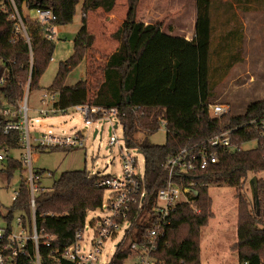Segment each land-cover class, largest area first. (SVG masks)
I'll list each match as a JSON object with an SVG mask.
<instances>
[{
    "label": "trees",
    "instance_id": "16d2710c",
    "mask_svg": "<svg viewBox=\"0 0 264 264\" xmlns=\"http://www.w3.org/2000/svg\"><path fill=\"white\" fill-rule=\"evenodd\" d=\"M79 3L81 0H0V151L10 154L21 148L20 131L6 133L5 125L20 121L27 84L29 89L39 88L40 76L52 60L55 48V40L46 36L49 25L22 17L23 6L51 9L56 15L54 24L65 25L73 21ZM82 3L83 26L75 39L74 53L60 62L49 89L59 92L55 103L59 109L90 104L126 110L121 119L124 142L127 147L137 148L145 158L150 205L166 183L162 164L168 156L218 132L236 128L232 134L233 147L216 149L218 161L195 173L198 183L204 185L195 187L197 194L192 201L178 203L169 216L155 250L157 264H201L202 228L214 215L209 185L223 183L236 188L238 197L237 241L231 249L237 251L240 264H264V181L258 179L253 210L247 208L241 194L249 176L264 171V99L251 103L243 114L211 115L209 104L216 98L210 68L212 0H196V34L190 41L165 32L161 23L145 24L138 20L140 0H127V16L113 34L119 45L102 66V78L93 91L88 64L85 78L71 86L65 80L87 59L96 41L88 28V13L97 10L111 13L117 0H82ZM17 11L25 30L16 18ZM236 20L238 24L224 34L223 49L237 31L238 38L243 37L242 22ZM162 120L166 122V141L153 143L149 136L161 128ZM250 141H256L257 146L244 148L243 144ZM16 171L21 173L22 180L19 194L5 213L0 202V221L10 231L14 212L20 210L22 226L30 232L34 217L28 180L23 177L25 167L19 158L11 156L0 169L8 179ZM44 171L36 170L40 175ZM97 182L98 178L91 177L87 169L65 171L50 190L39 192L35 200L39 249L36 251L33 240H28L24 252L13 255L11 249L4 248L7 239L0 240V253L7 258L6 264H35L37 253L41 264H74L64 257V251L84 229L88 213L102 206L106 189ZM38 184L42 185V181ZM128 255L129 251H118L110 264H126Z\"/></svg>",
    "mask_w": 264,
    "mask_h": 264
},
{
    "label": "rangeland",
    "instance_id": "374dc122",
    "mask_svg": "<svg viewBox=\"0 0 264 264\" xmlns=\"http://www.w3.org/2000/svg\"><path fill=\"white\" fill-rule=\"evenodd\" d=\"M151 2H154L155 8L160 11L154 12V16H159L164 20H175L177 14L182 13V6L185 5L187 11L196 6V0H140L137 9V19L148 18ZM239 5V13L243 16V37L238 38V31L226 41L227 48H221L224 45V34H227L237 20H228L224 24L218 20V15H228L234 11L228 8L224 10L222 3ZM81 3L77 5L73 21L65 25H56L55 48L52 54V60L49 62L43 74L40 76L39 88H32L28 91L26 104L28 106V128L31 141L33 137L42 136L51 132L54 135L73 136L78 130L83 134V146L63 149L55 148L49 150L34 149L33 168L45 170L42 175V186L49 187L53 185L62 172L71 170L87 169L93 173L100 172L101 175H111L121 177L122 175V155L120 146H124V137L122 125L119 124L115 134L119 137L118 144L109 147L110 125L103 121H96L94 126L85 125L84 116L74 108H69L63 112H49L44 115L41 109L49 110L52 103L49 99L42 101V93L48 90L54 82L60 62L68 59L74 53L75 39L83 26V10ZM213 14L215 22L213 24V39L211 47V82L213 84L216 98L214 103H225L230 106V113L233 115L243 114L247 107L261 99H264V0H212ZM24 14L22 17L34 19L35 9H28L23 6ZM22 8V9H23ZM127 0H117V5L111 13V17L102 10L91 11L87 15L88 28L90 33L95 36V43L87 59L83 60L78 67L72 70L66 77L65 84L68 86L76 84L79 80L85 78L87 64L90 66L92 74L89 76L92 91L95 90L97 82L102 78V66H104L108 56L113 53L119 42L113 38V34L118 30L127 16ZM27 15V16H25ZM19 12L16 18L21 20ZM188 16V14H187ZM150 17V16H149ZM156 20V17H151ZM222 18V17H221ZM223 29H226L225 31ZM241 41H240V40ZM103 127L102 131L101 128ZM96 129L98 134L94 136ZM166 128H161L149 136L153 143L164 144L166 141ZM256 141H250L243 144L244 148L256 147ZM132 153H138L135 149ZM23 149L12 150L11 156L21 158ZM139 168L144 170L145 159L141 153L137 154ZM6 161L0 160V169ZM52 175L49 176L48 174ZM256 176L259 181H264V171L258 172ZM23 177H28V172L23 173ZM253 177L250 175L246 184L242 187L241 194L249 210L254 209L253 196L251 194L249 181ZM259 182V183H260ZM22 183L21 173L16 171L8 179L7 175L0 172V202L2 203V212L5 213L12 205L14 196ZM110 191L106 190L104 195V204L107 203ZM209 196L212 198V210L214 215L210 218L207 227L204 230V236L216 238V244H213V250L208 248L202 254L201 264H240L238 253L230 249V244L237 239L238 223V197L237 189L223 184H210ZM184 198V197H183ZM23 212L15 210L12 221V233L16 236L22 233V228L18 224L17 218ZM107 209H99L88 213L86 221L87 227L84 232V241L87 251L92 246L95 228L91 222L95 219L96 225L101 218L107 215ZM3 222L0 221V224ZM124 237V231L121 230L117 236L110 238L103 244V254L100 256V263H108L115 254L116 246L120 244ZM205 237V238H207ZM212 239H209V242ZM204 242V237H203ZM204 242V247L206 246ZM131 238H127L123 245L128 246ZM135 258L130 257L127 261L133 262ZM137 259V258H136Z\"/></svg>",
    "mask_w": 264,
    "mask_h": 264
},
{
    "label": "built area",
    "instance_id": "2783aa9c",
    "mask_svg": "<svg viewBox=\"0 0 264 264\" xmlns=\"http://www.w3.org/2000/svg\"><path fill=\"white\" fill-rule=\"evenodd\" d=\"M35 12L36 16L34 19L42 24L49 25L46 33L47 38L55 40L56 31L54 27L56 25L54 22L56 21V15L54 12L51 9L40 8L35 9ZM19 25L22 30H25L22 18ZM29 90L28 83L26 88L27 94ZM27 94H25L21 103L20 121L18 123H8L4 128L6 133L10 130H19L21 133V149H23V153L19 160L25 167V171L28 172L27 180L34 217L32 231L30 232L26 228H23L21 217L17 218L18 224L22 228V233L18 236L12 233L13 228L8 231L3 223L0 224V240L7 239L4 248L11 249L13 255L24 252L23 247L28 240H33L36 251L39 249L40 235L35 224V200L39 192L50 190V186L45 187L38 184V181L42 180V175L37 174L33 168L34 149H72L83 146L84 142L82 138L83 134L78 130L73 136L54 135L49 132L42 136H35L33 137V141H31L28 128ZM41 97L42 101L49 99L52 103L51 109H41V113L44 115L49 112L65 113L69 109H59L55 106V103L59 99V92L57 90H45ZM70 108H74L84 116L85 125L88 127L94 126L96 121H103L104 124L108 123L110 125L109 147L119 143L120 139L115 134V130L119 124L122 125L121 119L126 115L124 108H104L90 104H79ZM209 108L212 116H221L230 112V106L225 103H212L209 104ZM4 113H7V110H4ZM255 121L256 119L250 122L254 123ZM165 123V120H162L163 126H165ZM102 129L103 127L101 131ZM235 130L236 128L223 130L203 142L191 144L180 149L174 155L168 156L162 164V171L166 175V183L159 189L156 201L152 205H150L147 198L145 168L143 171L139 168L137 154L141 152L137 148L127 147L124 142V146H120L123 151L121 177L101 175L100 172L93 173L89 171L91 177L95 176L98 178V186L111 192L107 203L104 204L103 200L102 206L97 209L106 208L107 215L101 218L98 225H96L95 219L91 222L92 227L95 228L92 246L87 251L83 249L86 246V243L83 244L84 232L87 227L86 221L84 229L76 234L75 242L65 249L64 257L74 264H101L100 256L103 254L104 242L110 238H114L123 230V240L116 246L115 254L106 264H110L114 260L113 258L118 251H129L128 258L125 259L126 264H157L155 250L164 226L169 223V216L178 203L192 201L191 198L196 191L195 187L204 185L203 183H198L195 173L206 169L210 164L218 161L216 149L233 147L232 134ZM96 131L97 135L99 129H96ZM132 149H135L138 153L130 152ZM10 157L11 154L0 151V160L7 161ZM48 175L51 176L52 174L49 173ZM18 194L19 191L16 192L13 200L17 198ZM46 237H49V235H46ZM51 238L54 239L55 237L51 236ZM127 238H131V243L125 246L123 243ZM46 243L48 244V241ZM130 257L135 258V261L128 262L127 260ZM6 261L7 258L0 253V264H6ZM35 264H41L38 253Z\"/></svg>",
    "mask_w": 264,
    "mask_h": 264
},
{
    "label": "crops",
    "instance_id": "0c3cea01",
    "mask_svg": "<svg viewBox=\"0 0 264 264\" xmlns=\"http://www.w3.org/2000/svg\"><path fill=\"white\" fill-rule=\"evenodd\" d=\"M152 1H154V0H152ZM148 6L150 7V10H148L149 11L148 12L149 13L148 18H145V19L141 18L140 21L144 22L145 24L161 23L162 29L169 34L183 37L189 41L194 39L195 34H196L195 33V27H196V21H197V6H195L194 8L189 10V12H188L187 11L188 9H186L185 5H183L182 6V13L177 14L175 16L177 19H175V20L160 19L161 13H159V16H154V12L160 11V9H158V7L155 8L156 6H155L154 2L150 1V4ZM238 7H239V5H237V4H232V6L222 5V8H224V10L228 11V8H229L230 11H234V12L229 13L228 15H224L225 13L222 15L220 14V15H218L219 16L218 20L223 24L225 22H228V20H232V19L236 20L237 18H239L242 21L243 16L239 13ZM23 11H24V8L22 9V13L24 14ZM111 13H107L109 15V17H111ZM187 14H188V16H187ZM25 16H27V15H25ZM151 17H156L155 18L156 20H153ZM211 20H212V30H213V24L215 22V15L213 14V6L211 7ZM223 30L225 31L226 29H223ZM212 39H213V31H212ZM205 227H207V226H205ZM205 227H203V229ZM237 228H238V223H237ZM203 229H202V236H201V257L205 251H208V248L212 249L213 244H216V241H217L216 238L213 239V238H209L207 236H204V230L205 229L204 230ZM203 237H204V242L207 240V242L205 243V245H206L205 247H204ZM205 237H207V238H205ZM209 239H212V240L209 242ZM236 241H237V239L229 245L230 249H231L232 244L235 243Z\"/></svg>",
    "mask_w": 264,
    "mask_h": 264
},
{
    "label": "water",
    "instance_id": "95a60500",
    "mask_svg": "<svg viewBox=\"0 0 264 264\" xmlns=\"http://www.w3.org/2000/svg\"><path fill=\"white\" fill-rule=\"evenodd\" d=\"M97 131H95L94 136H96ZM249 186L251 190V194L253 197L257 195L258 192V178L256 176H253L250 181H249ZM197 193L196 191L193 193V196H195ZM257 206H258V211H259V202L257 200Z\"/></svg>",
    "mask_w": 264,
    "mask_h": 264
}]
</instances>
